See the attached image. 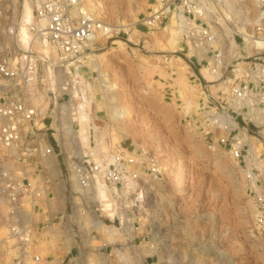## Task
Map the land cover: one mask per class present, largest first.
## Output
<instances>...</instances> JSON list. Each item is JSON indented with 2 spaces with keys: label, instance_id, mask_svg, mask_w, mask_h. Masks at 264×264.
<instances>
[{
  "label": "rangeland",
  "instance_id": "374dc122",
  "mask_svg": "<svg viewBox=\"0 0 264 264\" xmlns=\"http://www.w3.org/2000/svg\"><path fill=\"white\" fill-rule=\"evenodd\" d=\"M84 1L108 24L126 19L134 26L103 37L82 66L93 99L87 106L89 119L82 121L88 142L81 139L83 123L70 119L62 137L45 64L36 63L40 72L33 87L43 104H34L40 115L24 123L17 145L0 144V264H264V205L254 192L264 195V171L255 172L261 182L254 190L237 163L222 169L194 148V143H208L201 126L204 98L225 91L219 75L209 79L203 72L211 60L188 54L193 45L185 34L182 49L171 52L165 28L174 24L167 19L148 23L153 0H104L103 9L95 6L98 0ZM240 2L249 8L241 24L252 32L259 3ZM216 3L213 20L223 33L220 44L227 45L230 32L237 40L231 58L245 49L243 34L225 13L227 3ZM21 4L0 0V64L10 56L15 66L14 56L23 50L8 30L17 27ZM95 50L110 51L101 65L92 59ZM175 56L184 61L177 64ZM184 79L203 93L189 88L185 93ZM14 83L15 88L0 85V132L10 125L4 111L13 99L33 104L28 89ZM183 96L198 97L194 112H182ZM119 107L127 108V117L113 118ZM111 134L118 135L117 143ZM259 138L264 160V138ZM97 143L102 152L95 154ZM96 159L112 168L121 164L117 185L103 184L113 215L97 200L99 191L81 198L65 182L67 166L82 162L89 169L88 160ZM108 229L114 231L111 239Z\"/></svg>",
  "mask_w": 264,
  "mask_h": 264
},
{
  "label": "built area",
  "instance_id": "2783aa9c",
  "mask_svg": "<svg viewBox=\"0 0 264 264\" xmlns=\"http://www.w3.org/2000/svg\"><path fill=\"white\" fill-rule=\"evenodd\" d=\"M29 1L33 10V16L27 23L29 42L15 54L14 58L18 59L15 66L10 63L12 57L4 58L0 64V85L15 88L14 82H18L20 87L34 86L40 72L36 63L43 62L42 70L45 68L49 76L47 85L53 93L54 118L59 120V130L65 138L70 129L66 124L69 119L80 124L89 119L87 106L93 99L90 83L82 77V66L95 45L103 37L115 34L117 29L98 17L84 0ZM216 2L220 0H153L152 11H157L155 23L170 20L185 34L193 45V55L211 60L207 61V68L219 75V86L226 92L223 90L217 98H204L202 134L208 138L210 150H223L234 159L256 190L261 178L255 172L264 171V160L259 157L263 150L256 143L259 136L264 138V0H257L259 9L255 16V30L241 36L245 49L232 59L227 50L230 39L227 45L220 44L223 38L206 22L207 11L218 5ZM13 29L12 26L8 28L14 35ZM233 39L237 42L235 36ZM38 44L48 47L50 55L40 52ZM13 100L4 111L10 120V125L0 132V144L4 146L17 145L23 135L24 123L40 115L38 108L26 99ZM119 117L113 114V118ZM104 160H88L89 169L82 167V162L67 166L65 182L77 196L82 198L96 193L100 182L107 188L117 185L121 164L117 161L112 168L104 164ZM115 160L116 157L113 158ZM134 177L137 178V174ZM254 192L264 205V195L258 194L257 190ZM262 217L263 222L264 215Z\"/></svg>",
  "mask_w": 264,
  "mask_h": 264
},
{
  "label": "bare ground",
  "instance_id": "6f19581e",
  "mask_svg": "<svg viewBox=\"0 0 264 264\" xmlns=\"http://www.w3.org/2000/svg\"><path fill=\"white\" fill-rule=\"evenodd\" d=\"M95 1H97V0H95ZM220 1H222V0H220ZM223 1H225L226 3H227V5H228V9L226 10L224 7V10L226 11L225 13L227 14V16H229V17H231L230 19H232L233 18V20L235 21V24H236V31L238 32V33H242V34H248L247 32H246V30L244 29V27H243V25L241 24V20H244V19H246V17L248 16L247 15V10L249 9H247L246 10V8H245V6H244V4H242L241 2H240V0H223ZM92 2H94V1H92ZM109 2V1H108ZM110 3V2H109ZM95 4V3H94ZM106 4H107V2H106ZM88 5V4H87ZM104 0H98L97 2H96V4H95V6H97V8H104ZM217 4H215V6H216ZM221 5H223L222 4V2H221ZM224 5H225V3H224ZM89 6V5H88ZM106 6V5H105ZM152 6V5H151ZM215 6L213 5L212 6V8L210 7L209 8V11H207V14H206V17L208 18V20H209V24L212 26V28L217 32V34H218V36L219 37H221L222 36V34L223 33H220V32H218L217 31V27H216V24L218 23V22H216V20L214 21L213 20V18L214 17H216L215 16V12H214V10H215ZM106 8H107V6H106ZM106 8H105V10H106ZM154 8V7H153ZM258 9V8H257ZM154 10H156V9H154ZM102 11H100V13H101ZM156 12L157 11H151V12H149V16H148V18H149V20H148V23H155L156 21H157V17H156ZM108 15V14H107ZM32 16H33V10H32V6H31V3H30V1L29 0H25V1H23L22 2V5H21V7H20V9H19V14H18V25H17V27L14 29V35H15V38H16V40L17 41H19L18 40V38H20V42L22 43V45H23V47L22 48H24V47H26L27 46V43L29 42V39H30V33H29V29H28V25H27V23H28V21L32 18ZM99 16V15H98ZM11 18V17H10ZM15 18V17H14ZM118 18V17H117ZM136 19V18H135ZM215 19H218V17L217 18H215ZM125 21L124 22H122V23H119V24H116L117 26H115L114 24H111L112 25V27H114V28H116V29H120V28H127V29H130L131 27H133L134 25H133V23H129V22H126V19H124ZM147 20H145V21H147ZM10 21V20H9ZM15 21V20H14ZM163 22V21H162ZM212 23H214V24H212ZM239 23V24H238ZM144 24H145V22H144ZM152 24V25H153ZM159 24V23H158ZM157 23L155 24V25H158ZM169 24V23H168ZM10 25V24H9ZM13 25V24H12ZM147 25H149V24H147ZM154 26V25H153ZM166 31L168 32V37H167V45H168V47L170 48V50H171V52H176V51H178V50H181L182 49V47H181V42H182V34H183V32L179 29V28H177L176 26H174V25H168L166 28ZM234 29V28H233ZM223 32V31H222ZM114 35V34H113ZM12 36H13V34H12ZM112 36V35H111ZM229 43H228V54L230 53V51L232 50V48H234V46H235V44H236V42L234 41V39H233V35L231 34V32H230V34H229ZM116 42H118V43H121L120 42V40H116ZM19 43V42H18ZM20 43V44H21ZM37 47H38V50L40 51V52H42V53H44V54H47V55H50V53H51V50L48 48V47H44L43 45H40V44H38L37 45ZM93 53V52H92ZM108 53H110V51H104V52H102V51H99V50H95L94 51V58L92 57V59L93 60H96V62H97V64H100L101 65V63H102V61H100V60H102L105 56H107V54ZM193 53V50H190L189 52H188V54H192ZM173 59L174 60H176L177 61V64L178 63H180V62H183L184 60L181 58V57H177V56H175V57H173ZM181 71H182V69H181ZM45 72V71H44ZM203 72H205V74L207 75V76H209V79H210V76L213 74L211 71H209L208 70V68L207 67H203ZM202 73V72H201ZM212 77V76H211ZM208 78V77H207ZM214 78V77H213ZM213 80V79H212ZM48 82V81H47ZM182 82H184L183 84L186 86V88H184V91L187 89V88H189V90L190 91H192L193 93H195V94H198V95H200V93L202 94L203 93V91H201V89H200V91H199V89H196V88H194V86H191V84H188L187 82L188 81H185V79H184V81H182ZM116 84L117 83H115V82H111V87L113 88H115V86H116ZM220 85V84H219ZM197 86V85H196ZM182 89H183V87H181ZM28 89V94H29V96L31 97V100H32V102H33V104L35 103V104H37L38 106H40V105H42L43 103H42V101H41V95L40 94H38L37 92H36V89H35V87H33V86H30V87H28L27 88ZM186 91H188V90H186ZM186 91H185V93H186ZM182 92V91H181ZM133 96V95H132ZM184 97V96H183ZM189 97V96H188ZM131 98V97H130ZM184 99H185V97H184ZM197 100H198V97H194V98H187L186 97V99H185V101H184V104L181 106L182 107V112H184L185 114H188L190 111H193V110H195V108H197ZM31 102V103H32ZM48 102V101H47ZM132 102V101H131ZM125 103V102H124ZM35 104H34V106H35ZM45 105H46V103H45ZM45 105H43V106H45ZM129 106V105H128ZM132 106V105H131ZM126 107V106H125ZM122 108V107H119L118 108V110L120 109L121 110V112H120V110H119V116H126L127 114H128V110H127V108ZM40 108H43V107H40ZM39 108V109H40ZM113 108H115V106L113 107ZM133 108V107H132ZM132 108H130V109H132ZM144 108H146V107H144ZM116 109V108H115ZM134 109V108H133ZM117 110V111H118ZM44 111V110H43ZM132 111V110H131ZM114 112V111H113ZM133 112V111H132ZM194 112V111H193ZM183 113V114H184ZM132 114V113H131ZM111 115V114H110ZM134 115V114H133ZM127 117V116H126ZM123 118V117H122ZM40 121V120H39ZM39 123V122H38ZM83 123V122H82ZM191 124V123H190ZM189 124V125H190ZM39 126H41V125H39ZM82 132H80V130H79V132L80 133H82V141H84V138L87 136L86 134V132H85V123H83L82 125ZM191 127V126H190ZM102 131V130H101ZM111 131H113V130H111ZM103 132V131H102ZM44 133V132H43ZM86 133V134H85ZM96 133V132H95ZM110 133V132H109ZM115 133V132H114ZM101 134V133H100ZM103 134V133H102ZM98 135V134H97ZM105 135V134H104ZM103 135V136H104ZM111 135H113V138L111 139V141L113 140L114 142L117 140L118 141V139H119V137H118V135L116 134H111ZM121 135V134H120ZM99 136V135H98ZM121 138H122V136H121ZM44 139H46V135L44 134ZM86 139H88V136L86 137ZM97 139V138H96ZM99 140H100V142H102V139H103V137L101 136V137H99L98 138ZM97 139V142H99V140ZM47 141V140H46ZM87 141V140H86ZM86 141H84V143L86 142ZM112 141V143H114ZM117 141H116V143H117ZM88 142V141H87ZM110 143V142H109ZM202 142H200V144H201ZM98 144V143H97ZM199 143L198 144H195L194 143V148H195V150H196V154H201L202 152L206 155V156H208L207 157V159H209V158H211V159H213V164L215 163L216 164V166H221V168L223 169H230L231 167H232V165H236V162L234 161V159H232L231 157H230V155L228 154V153H226L225 151H223V150H220V149H216V150H214V151H212V150H210V149H208V147L204 144V143H202L203 145V147L200 145ZM100 145H101V143H100ZM120 145V144H119ZM118 144H116V146L115 147H117V148H120V146H119ZM103 146L104 145H102V148H103ZM101 149V147L99 146V144H98V146H96L95 148H94V152H95V154L97 153H100V150ZM113 149V148H112ZM103 150V149H102ZM120 151V150H119ZM93 152V153H94ZM102 152V151H101ZM126 152V151H125ZM127 153V152H126ZM129 154V153H128ZM108 155V154H107ZM201 156V155H200ZM128 158H129V156H128ZM223 166V167H222ZM131 167H129L128 169H130ZM231 171V170H230ZM134 181V180H133ZM101 183V182H100ZM135 183V182H134ZM243 184V183H242ZM38 187H40V186H38ZM37 188V187H36ZM40 190V189H39ZM98 193H97V195H99V199H97V200H100V201H102V205H103V208H104V210L105 211H109V215L110 214H114V212H113V210H112V212H111V209L112 208H110V207H113V206H110V203H109V201H108V199H109V196L107 197V193H109V192H106V190H105V188H104V186H103V183L102 184H100V186H99V189H98ZM111 195V194H110ZM101 198V199H100ZM108 198V199H107ZM112 198V197H111ZM99 201V202H100ZM110 201H111V199H110ZM252 206V205H251ZM254 207V206H253ZM101 208V207H100ZM103 208H101L102 210H103ZM110 208V209H109ZM103 210V211H104ZM116 211V210H115ZM253 212V211H252ZM104 214H107V212L106 213H104ZM256 216V215H255ZM103 230V229H102ZM114 231L112 230L111 231V229L109 230L108 229V236L110 235V234H112ZM112 235H114V234H112ZM111 237V235L109 236V238ZM111 239V238H110Z\"/></svg>",
  "mask_w": 264,
  "mask_h": 264
}]
</instances>
